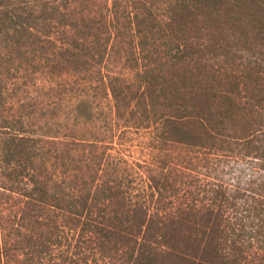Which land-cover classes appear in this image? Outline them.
I'll return each mask as SVG.
<instances>
[{"label": "trees", "instance_id": "obj_1", "mask_svg": "<svg viewBox=\"0 0 264 264\" xmlns=\"http://www.w3.org/2000/svg\"><path fill=\"white\" fill-rule=\"evenodd\" d=\"M27 1L0 41L51 96L3 152L17 264H264V0ZM101 116L109 142L80 131ZM136 116L154 163L115 147Z\"/></svg>", "mask_w": 264, "mask_h": 264}, {"label": "rangeland", "instance_id": "obj_2", "mask_svg": "<svg viewBox=\"0 0 264 264\" xmlns=\"http://www.w3.org/2000/svg\"><path fill=\"white\" fill-rule=\"evenodd\" d=\"M22 2L28 3L27 0H0V30L2 29L3 11H9L10 16L15 19ZM8 32L11 38L7 44L4 45L0 41V264H17V260L22 256L21 251L16 249L11 233L7 236L4 232L1 214L5 220L8 219L9 226L17 225L23 203L16 193L9 190L13 187L5 177L7 166L3 162V152L6 143L13 136L18 133L31 134L36 127H43L46 124V116H41V111H47L51 95L49 92L50 83L47 78L39 76L36 80L29 53H22L29 50L28 45L25 43V47H19L16 43V35L13 36V29H9ZM1 37L2 35H0V39ZM114 70L116 72L117 69ZM73 81L75 78L69 76H63L53 81L58 89L53 92L54 96L67 100V96L58 95V91L63 85L70 86ZM132 107L137 109L135 102L132 103ZM127 116L128 114L125 113V117ZM61 117L64 118L63 124L70 132L73 128L72 121L66 113H62ZM136 119L137 123H129L127 128L121 127V122L118 123L120 126L115 129L117 135L115 147L128 159L154 163L160 153L151 149L148 129L145 128V123H142L138 116ZM100 120L93 127L81 126L80 131L89 136L90 140L99 139L109 142L111 141L109 128L112 123L109 118L104 120L102 116ZM138 123L140 125H137ZM168 150L167 154L170 158L177 157V151L174 148ZM208 171L210 170L208 169ZM212 172L218 174L217 169Z\"/></svg>", "mask_w": 264, "mask_h": 264}]
</instances>
